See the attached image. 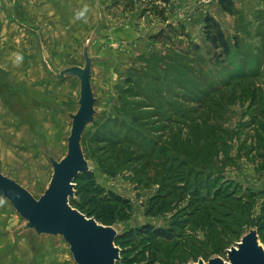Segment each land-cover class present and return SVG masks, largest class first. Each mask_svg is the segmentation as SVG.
Returning <instances> with one entry per match:
<instances>
[{
	"label": "rangeland",
	"instance_id": "rangeland-1",
	"mask_svg": "<svg viewBox=\"0 0 264 264\" xmlns=\"http://www.w3.org/2000/svg\"><path fill=\"white\" fill-rule=\"evenodd\" d=\"M0 0V172L38 199L67 151L89 41L92 178L74 200L118 236L122 264L220 257L249 229L264 247V0ZM213 17L231 50L205 40ZM148 224L168 242L134 235ZM0 197V264H75L61 236L24 230ZM259 238V237H258Z\"/></svg>",
	"mask_w": 264,
	"mask_h": 264
},
{
	"label": "water",
	"instance_id": "water-1",
	"mask_svg": "<svg viewBox=\"0 0 264 264\" xmlns=\"http://www.w3.org/2000/svg\"><path fill=\"white\" fill-rule=\"evenodd\" d=\"M83 66H69L59 71L50 69L58 81L75 78L79 82L78 109L69 114L71 119L67 151L60 160L48 156L52 176L43 194L36 199L13 178L0 172V197L9 202L16 214L25 221L24 230L42 235L61 236L69 246L75 264H115L120 261V249L114 245L118 236L112 226H104L94 218L73 208L69 200L74 197V180L80 173L90 171L85 159L81 138L87 124L94 120L95 97L91 85L93 58L89 54V41L82 49ZM227 260L211 258L207 263L193 264H264V247L257 230L251 228L241 240L226 251Z\"/></svg>",
	"mask_w": 264,
	"mask_h": 264
},
{
	"label": "trees",
	"instance_id": "trees-1",
	"mask_svg": "<svg viewBox=\"0 0 264 264\" xmlns=\"http://www.w3.org/2000/svg\"><path fill=\"white\" fill-rule=\"evenodd\" d=\"M216 2L224 12L228 14L232 13L234 8L233 0H216ZM203 30H204L203 32H204L205 40L212 46L214 52L220 50L219 53H214V56L216 55L219 58L227 57L230 54L231 47L218 22L213 17L206 16ZM82 176H85L86 179L92 178L91 172L89 171L87 173L78 174L75 180L79 179ZM69 203L73 208L77 209L79 212L86 215V217H90L87 211L79 207V205L76 203L74 198L70 199ZM134 235H152L155 238H161L168 242H170L174 236L172 235V233H170L168 229H164L161 227L155 228L148 224H145L140 228L136 229L134 231ZM258 237L261 240V236L258 235ZM115 264H122V263L116 262Z\"/></svg>",
	"mask_w": 264,
	"mask_h": 264
}]
</instances>
